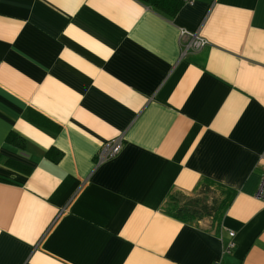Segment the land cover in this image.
<instances>
[{"label":"crops","instance_id":"0c3cea01","mask_svg":"<svg viewBox=\"0 0 264 264\" xmlns=\"http://www.w3.org/2000/svg\"><path fill=\"white\" fill-rule=\"evenodd\" d=\"M179 1L0 0V264H264V0Z\"/></svg>","mask_w":264,"mask_h":264},{"label":"trees","instance_id":"16d2710c","mask_svg":"<svg viewBox=\"0 0 264 264\" xmlns=\"http://www.w3.org/2000/svg\"><path fill=\"white\" fill-rule=\"evenodd\" d=\"M143 5L151 7L157 12L172 16L176 13L181 3L179 0H138ZM212 186L205 184L193 198L185 197L180 194L170 195L166 204L165 212L167 215L184 223H195L203 217L210 216L213 220L218 221L223 215L231 201V194L222 193L221 190L212 189ZM218 191L217 198L211 205L207 203L209 191ZM216 191V192H217ZM225 194L221 199L220 195Z\"/></svg>","mask_w":264,"mask_h":264},{"label":"built area","instance_id":"2783aa9c","mask_svg":"<svg viewBox=\"0 0 264 264\" xmlns=\"http://www.w3.org/2000/svg\"><path fill=\"white\" fill-rule=\"evenodd\" d=\"M193 0H183L184 4H192ZM179 42L181 45L182 54H186L189 51H198L207 45V41L202 38L197 32H189L188 30L181 29L179 32ZM122 148V138L116 139L112 142L104 144L97 155V163L109 160L115 157ZM255 198L264 202V171L261 174V180ZM233 236V234H230ZM233 247L230 243L228 248ZM217 264V263H215Z\"/></svg>","mask_w":264,"mask_h":264},{"label":"rangeland","instance_id":"374dc122","mask_svg":"<svg viewBox=\"0 0 264 264\" xmlns=\"http://www.w3.org/2000/svg\"><path fill=\"white\" fill-rule=\"evenodd\" d=\"M218 193L214 190V191H209V193H208V198H207V203L209 204V205H211L212 204V202L217 198V195ZM203 218H205V217H203ZM202 218V219H203ZM201 220V219H200ZM198 222V221H197ZM196 223V222H195Z\"/></svg>","mask_w":264,"mask_h":264}]
</instances>
